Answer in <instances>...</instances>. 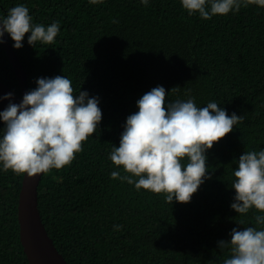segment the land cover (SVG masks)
<instances>
[{
    "label": "trees",
    "instance_id": "trees-1",
    "mask_svg": "<svg viewBox=\"0 0 264 264\" xmlns=\"http://www.w3.org/2000/svg\"><path fill=\"white\" fill-rule=\"evenodd\" d=\"M16 4L35 23L60 25L52 43L29 45L26 34L14 48L29 90L37 78L65 75L74 92L98 97L102 111L73 161L49 170L39 186L44 226L69 264H222L230 253L218 241L229 240L234 227H264L255 224L257 210L230 207L236 160L264 148V7L249 3L203 19L180 0H0V15ZM0 79L21 94L1 43ZM157 85L168 102L191 96L198 107L215 101L243 116L207 151L210 178L188 203L171 204L165 193L110 176L117 166L109 153L126 117ZM24 174L0 170V264H29L18 220Z\"/></svg>",
    "mask_w": 264,
    "mask_h": 264
},
{
    "label": "clouds",
    "instance_id": "clouds-1",
    "mask_svg": "<svg viewBox=\"0 0 264 264\" xmlns=\"http://www.w3.org/2000/svg\"><path fill=\"white\" fill-rule=\"evenodd\" d=\"M180 2L189 15L195 13L203 19L237 12L249 3L264 7V0ZM140 3L148 5L149 0ZM59 31L56 21L48 25L33 22L24 4L0 15V43L7 33L15 49L23 47L26 34L28 44L34 46L36 42L52 43ZM35 83L19 103L12 102V93L2 97L9 103L0 111L4 124L0 129V170L34 176L69 165L102 120L99 98L81 89L74 92L67 76L40 77ZM167 94L157 85L136 101L138 110L126 117L119 146L113 145L109 153L117 166L110 176L137 190L165 193L164 200L171 204L174 200L188 203L210 178L207 151L232 132L243 116L229 115L215 101L198 107L191 96L168 102ZM236 162L230 207L238 214L257 210L255 224L264 225V148L244 151ZM218 247L230 253L222 264H264V227H234L230 239L218 241Z\"/></svg>",
    "mask_w": 264,
    "mask_h": 264
},
{
    "label": "water",
    "instance_id": "water-1",
    "mask_svg": "<svg viewBox=\"0 0 264 264\" xmlns=\"http://www.w3.org/2000/svg\"><path fill=\"white\" fill-rule=\"evenodd\" d=\"M3 39L1 44L19 81L21 94L14 93L0 79V111L9 103L2 99L5 94L12 93V102L19 103L23 94L29 91L27 74L7 33ZM44 174H24L18 203L20 241L29 264H69L49 236L39 210L38 192Z\"/></svg>",
    "mask_w": 264,
    "mask_h": 264
}]
</instances>
